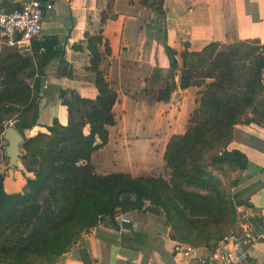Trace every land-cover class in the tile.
Instances as JSON below:
<instances>
[{
	"label": "trees",
	"instance_id": "1",
	"mask_svg": "<svg viewBox=\"0 0 264 264\" xmlns=\"http://www.w3.org/2000/svg\"><path fill=\"white\" fill-rule=\"evenodd\" d=\"M163 1L138 0L140 6L155 14L154 20L144 24L145 29L162 48L169 78L177 76L178 80L177 85L171 81L157 92L154 102H168L176 89L202 87L185 131L170 136L164 146L162 161L169 171L167 181L121 173L96 175L90 165L92 153L106 145L108 128L114 126L112 109L117 99L107 82L106 71L99 70L101 56L109 55L108 44L100 32L83 35L89 56L86 71L93 74L96 96L87 100L72 91H60L66 124L62 126L52 120L44 132L31 137H26L25 132L36 126L44 68L56 59L57 76L66 79H71V69L56 43L46 46L44 40L32 42L30 53L4 45L0 49V150L4 142L2 134L12 122L11 126L22 138L17 164L33 175L16 194H6L0 179V239L7 231L19 227L2 244L1 263L55 264L84 233L100 223L113 230L120 225L131 232L134 240L143 243L145 237L135 232L131 224H119L115 218L123 209L142 212L146 203L159 208L166 221L174 219L176 224L188 220L184 214L187 212L192 216L190 223L199 226L198 236H205L204 241L198 240L203 243L192 246L210 248L205 243L211 236L208 225L222 224L233 207L241 204L231 201L234 195L231 198L223 194L218 181L207 170L228 167L243 172L248 167L243 154L227 147L236 126L254 124L264 129V123L252 118L256 101H262L264 106V44L255 40L209 43L197 52H189L183 44L177 53L166 44ZM99 17L100 25L114 19L105 12ZM39 48L43 53H37ZM71 49L78 51L80 46L72 45ZM29 69L31 83L23 77ZM260 117L264 118V110ZM42 199H46L45 205L50 202L51 210L43 231L39 232L32 227L40 216ZM252 220L259 222L260 218ZM79 259L82 264H89L84 252L79 253Z\"/></svg>",
	"mask_w": 264,
	"mask_h": 264
},
{
	"label": "crops",
	"instance_id": "2",
	"mask_svg": "<svg viewBox=\"0 0 264 264\" xmlns=\"http://www.w3.org/2000/svg\"><path fill=\"white\" fill-rule=\"evenodd\" d=\"M22 1L24 0H0V10L10 11L17 8ZM44 1H47L52 9L44 16L41 39L48 45L56 43L61 47L63 59L71 69V79L57 76L56 59L44 68L45 89L42 91L40 89L42 95H39L36 126L31 131L25 132L26 137L44 132V127L50 125L52 120H56L62 126L66 124L67 114L59 99L60 91H72L79 98L87 100H93L96 96L92 83L93 74L86 71L88 53L83 43L85 33L95 35L100 32L108 44L107 60L110 62V68L106 79L110 88H113L111 65L117 59L125 64L134 63L133 52L129 51L133 45L141 59L148 62L155 59L157 69L167 70L168 66L161 46L146 31L144 26L146 22H142L143 20L139 18L142 9H146L139 5L138 0H111L110 10L106 9L109 0ZM163 9L166 44L177 53L182 50L183 44L187 45L189 52L200 51L209 43L233 44L255 40L264 44V0H164ZM107 11L114 16V19H107L100 25L99 14ZM72 45L80 46V50H72ZM123 45L127 47L124 53L129 52V55L125 58L122 56L117 58L116 50ZM2 47L0 36V49ZM99 50L101 52L102 48ZM154 55L155 57L152 58ZM175 84L177 85V81ZM192 88L176 89L173 92L179 93L177 104H184L186 96L183 93L187 95ZM115 93L117 95L115 104H117L121 96L117 91ZM171 103L168 100L166 103L156 104H162L165 110L164 118L172 117L170 119L176 125L182 115L178 110L173 112L177 108ZM172 129L159 148H157L158 142L155 148L150 145L145 165L136 163L135 166L126 168L128 171H115L113 165L115 160L110 158L107 162L108 169L105 164L97 167L93 163L94 157L110 147L109 135L106 145L92 153L90 165L96 175L121 173L131 177H153L164 167L162 155L168 138L172 135H181L184 131L183 128ZM234 134L227 149L240 152L248 162V167L244 170L245 180L235 190L238 195H245L237 210L246 218L259 217L264 221V129L253 124L239 125L235 127ZM32 178L31 173L25 172L17 164L15 168L5 170L2 180L3 191L6 194L20 193L25 180ZM126 220L135 232L145 237L143 243L134 240L131 232L120 225L117 230H113L108 225L100 223L102 228L96 227L84 233L55 264H82L79 259L80 252L86 254L89 264H186L181 256L185 248L190 247L193 255L201 256L209 253L217 244L215 242L210 248H205L202 245L189 246L179 243L170 236L162 216L148 229L142 228L137 219ZM245 228L247 227L245 226L243 231L247 232ZM43 229L44 227L35 230L41 232ZM247 233L251 237L247 264H264V227H258V231L254 234L259 236L258 240H254L253 235Z\"/></svg>",
	"mask_w": 264,
	"mask_h": 264
},
{
	"label": "rangeland",
	"instance_id": "3",
	"mask_svg": "<svg viewBox=\"0 0 264 264\" xmlns=\"http://www.w3.org/2000/svg\"><path fill=\"white\" fill-rule=\"evenodd\" d=\"M105 14L107 16L108 11ZM139 15V18L143 20L142 22L146 23H149L155 18V14L148 9H142V12H140ZM152 33L154 32L152 31ZM45 45L47 46L48 43L45 42ZM126 48L124 47V45L122 48L119 46L116 50L115 56H117V58H120V56H122V58L128 56L129 52L124 53L126 51ZM130 50H132L131 52H133V65L125 64L123 61L119 62L118 59L111 65V82L113 86L112 89L120 94L121 99L117 102V104H115L112 109L114 126L108 128L110 147H108L106 151L97 154L93 160V163L97 167H102V165L105 164L107 168L109 167V164L107 162L110 158H112L113 160H115V163H113L115 171H128V169L135 166L136 163L145 165L148 159L147 150H149L150 145L155 148L158 142L157 148H159L160 144L164 142L165 138H167L168 134H170V131L173 127L183 128V130L185 131L188 125V116L196 107L194 101L197 99V95L202 89V87H193L187 95L186 93H183L186 96L183 105H179L176 102L177 100H179V93H173L174 91L172 92L173 94L171 93L172 95L169 100L170 102H172L171 104L175 105V107L177 108L173 112H176V110H178V112H180L182 115V118L180 117L179 122L175 125L170 119L172 117H169V119L164 118L163 112H165V110L163 109L162 104H156L154 102V98L155 94L163 90L166 86H169L171 84V81H173L174 83L178 81L177 76H175L173 80H171L166 69L156 68L157 63L155 59L149 62L141 59V57L136 52L135 45L130 47L129 51ZM86 57L89 59L88 54H86ZM154 57L155 55L152 58ZM177 61H179L178 58ZM33 63L35 65L37 64V61L35 60L33 61ZM109 68L110 62H108L107 57L102 55L99 70L103 72L106 71L105 73L108 74ZM31 72L32 70L29 69L25 71V73H23V77L29 83H31L33 80V77H31V75L29 76ZM207 82L208 81H206L205 83ZM262 84L264 86V74L262 75ZM263 110L264 106L262 105V101L257 100L255 105V112L253 113L252 118L264 123V118L260 117V113ZM173 112L172 115H174ZM9 125H12V122L9 123ZM3 146H5V142L2 143V147ZM5 165L6 160L3 158L2 151L0 150V175L2 176L1 180H3V174L6 170ZM110 168L112 169V167ZM98 171L100 170L98 169ZM207 172H209L218 181L223 194L227 196L230 195L231 198L234 195V198L231 199L233 203H241L243 201V197H245V195H238L237 193H235V190L236 187L245 180L244 171H236L232 168L222 167L218 170L209 169L207 170ZM168 176L169 171L164 165V167L161 168L160 171H158V174L153 175V178L159 177L167 181ZM44 201H46V199L41 200L42 207L40 216H38L33 223L32 229L40 230L42 227H44L42 225H45L47 223L48 214L51 210V204L47 201V204L45 205L43 203ZM142 212L143 213H136L123 209L118 213L117 217L129 219L130 221L137 219L142 228L148 229L154 221H158L159 217L162 216L164 224L170 231V236L173 239L177 240L179 243L192 246V244L196 245V243L199 242L203 243L205 239V236H203L202 238L201 235L198 236L197 229L199 228V226L195 224L192 225V223H190V221L192 222V216H190L187 212H184V214L185 216H188L189 221L186 220V222L182 224H176L174 222V219L172 222L166 221L163 212L159 208L150 207L149 205H147V203L145 205L144 211ZM37 226H39V228ZM245 226L247 227L245 228V230L253 235V239L258 240L259 236L257 237L254 234H256V232L258 231V227H264V221L260 219V221L258 222L257 220L246 218L241 211L237 210V207H233L232 214L227 216L222 224L208 225L207 231L211 233V236L205 243L207 246H212L221 235L228 232L241 234ZM96 227L102 228V224H99ZM18 230L19 227L16 226L13 229L7 231V233H5V235L0 239V248L2 247V244L6 242L7 238L11 237L13 233L17 232ZM200 238L203 241L198 242ZM34 263L35 262H33V264ZM0 264L9 263L0 262Z\"/></svg>",
	"mask_w": 264,
	"mask_h": 264
},
{
	"label": "built area",
	"instance_id": "4",
	"mask_svg": "<svg viewBox=\"0 0 264 264\" xmlns=\"http://www.w3.org/2000/svg\"><path fill=\"white\" fill-rule=\"evenodd\" d=\"M52 6L47 1L24 0L10 11L0 10V36L5 47L21 53H30L31 43H41L43 19ZM38 54L43 53L39 48ZM43 86V90H44ZM119 224L128 220L116 217ZM251 237L245 231L241 234L228 232L221 235L214 248L206 255L195 256L190 247L185 248L182 259L186 264H247Z\"/></svg>",
	"mask_w": 264,
	"mask_h": 264
},
{
	"label": "water",
	"instance_id": "5",
	"mask_svg": "<svg viewBox=\"0 0 264 264\" xmlns=\"http://www.w3.org/2000/svg\"><path fill=\"white\" fill-rule=\"evenodd\" d=\"M44 1V0H43ZM44 78L40 79V89L43 90ZM2 139L5 142V146L2 147V156L6 160V169H11L17 165L20 158V144L22 142L21 136L11 126L5 129L2 134ZM2 176L0 175V179Z\"/></svg>",
	"mask_w": 264,
	"mask_h": 264
}]
</instances>
